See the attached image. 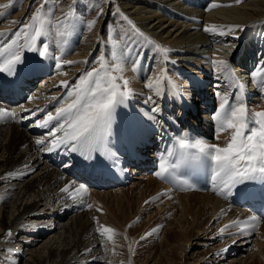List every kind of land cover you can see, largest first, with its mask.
<instances>
[{"label": "bare ground", "instance_id": "6f19581e", "mask_svg": "<svg viewBox=\"0 0 264 264\" xmlns=\"http://www.w3.org/2000/svg\"><path fill=\"white\" fill-rule=\"evenodd\" d=\"M30 1L33 0L27 2ZM103 1L106 6L108 3L114 5L108 15L114 9L123 16L129 15L130 20L146 31L144 33L150 40L169 51L164 53L152 45L143 58L148 61L151 57L150 63L146 62L145 65L138 61L139 64L134 65V62V66H130L131 63L126 61L129 52L124 48L121 54L116 52L115 44L125 39L127 34L119 31L118 42L108 44L101 56H95L96 48L100 44L102 46L105 40L104 30L110 26L105 25L95 31L91 45L84 46L85 52L82 49L84 53L73 54V58L69 55L72 41L71 45L60 44L55 53L52 51L54 47L50 46L52 49L49 48L47 58H40L43 70L34 71L38 63L37 53L24 47L21 51L24 63L17 65L16 74L10 76L0 72V77H5L0 80V107H12L16 114L11 120L0 122V264H133V252L125 244H121L123 237L118 228L129 229V224L144 219V225L135 227L138 236L145 233L146 228L158 231L152 234L153 238L144 235L146 242L142 245L146 246L138 245L141 250L137 251L143 253L144 249H148V244L159 241L160 257L164 258V264H264V222L253 237L231 235L233 229L230 227L221 233L220 230L225 225L249 213L227 201L220 191L222 185L218 178L214 180L218 194L174 191L156 174L145 172L128 186L132 185L130 189L106 186L105 183L101 190L94 183H89L90 188H87L73 175L75 168L82 163L81 159L85 158L83 155L65 147L52 152L44 150L54 138L49 135L50 131L55 132L57 137L63 135V132L56 131L60 122L53 121L47 128L37 126V121L43 120L48 112L55 114L58 107L71 103L76 98L75 95L68 96V93L76 83L77 74L89 70L91 62L96 61L95 58L100 62L103 57L109 75L116 77L117 84L122 85L121 77L128 80L132 95L125 104L115 109L106 148L95 152L92 159L107 161L112 152L113 157L120 162L122 157L118 153L124 148L128 149L130 142L147 146L159 139V147L166 148L169 140L162 141V138L173 127L177 129L170 133L174 137L177 131H191L200 140L225 146L231 139L232 130L217 133V124L212 119L220 104L226 101L228 109L243 102L250 114L264 111V104L258 103L260 98L257 96L259 94L264 100L261 83L255 82L251 87H245L247 75L244 76L245 74L239 73V69L233 67L236 63L249 69L248 74L253 72L255 77L261 79L257 70L254 71L253 60L258 58L259 61H264V52L257 47L264 42V0H241L240 3L236 0H202L212 1L211 5H221L212 8L208 5L209 10L194 7L201 0ZM9 2L13 0H0V48L11 40H19L13 36L15 27L8 26V14L15 8L14 4H18L13 3L7 9L2 7ZM186 3L189 5L184 8ZM181 7L184 10H179ZM63 9L66 10V7L58 13L63 12ZM13 13L12 20L20 24L24 20L22 15L25 14V8ZM49 13H46L49 18H46L45 24L47 33L50 31L47 25L53 20ZM3 19L6 20L3 22ZM73 21L74 29L83 28L84 18L81 15H76ZM117 25L116 23L114 27L117 28ZM234 25L243 26V30L237 29L228 34L229 27ZM211 26H215V32L204 30ZM77 32L74 37L79 35ZM222 32L226 34L221 35ZM47 38L46 34L40 36L36 41L37 45ZM27 42V38L23 36L19 44L23 46ZM232 47L237 49L232 50ZM53 57L60 59V68H57V59ZM205 57L209 58L206 70L213 69L215 74H198L196 67L189 64L197 66L199 63L187 61L198 59L200 62ZM236 57L239 61H236ZM245 58H249L251 64L241 63ZM224 59L230 61L228 65L234 73L227 77V85L221 82L223 74L218 76L220 73L212 63L214 60ZM63 61L77 63L65 64ZM85 62L90 64L82 70ZM98 67L101 68V64ZM13 78V83L19 81L27 90L25 98L18 102L13 97L14 102H11L10 92L5 89V85L11 84L10 80ZM157 79L162 81L159 95L155 85ZM61 81H67L68 87L62 85ZM150 82L154 83L152 89L147 87ZM237 94L242 99L237 100ZM249 100L250 104L251 101L255 102L254 105H249ZM156 106L160 111L153 113L151 110ZM150 116L155 119H149ZM217 135L219 139L216 138ZM38 139L45 140V144L37 145ZM156 148L147 146L142 155L150 154L154 157L157 155ZM173 148L174 146L166 154H159L160 165L167 166V160L172 165L181 160L183 150ZM145 162L152 163L151 160ZM130 170L140 172L134 167ZM244 186L233 189L232 194ZM65 187L68 188L67 192L62 191ZM89 204L92 205L91 208L87 207ZM165 225L167 227L161 236L158 233ZM99 226H107L115 231L102 237L97 231ZM8 230L12 232L11 237L6 235ZM108 235L112 238L108 239ZM250 242H254L250 255L240 257ZM211 245L215 246L210 248ZM201 247L205 250L201 251ZM255 252L258 254L254 255ZM153 254L145 256L151 259L150 262L138 254V264H145L141 259L155 264L152 262L159 258V254L156 259L151 257Z\"/></svg>", "mask_w": 264, "mask_h": 264}, {"label": "snow or ice", "instance_id": "6c2138e0", "mask_svg": "<svg viewBox=\"0 0 264 264\" xmlns=\"http://www.w3.org/2000/svg\"><path fill=\"white\" fill-rule=\"evenodd\" d=\"M240 3L241 0H236ZM221 5L213 4L212 7H220ZM2 7H8L3 5ZM43 5L38 8L31 17V22H26L13 35L19 38L25 36L27 38L26 45L21 46L18 39L11 40L0 48V72H5L12 76L16 74L17 65L24 63L21 51L27 47L29 51L37 53V66L34 71L43 70V61L41 57L47 58L49 49L47 45L41 44L37 46V39L44 35V25L47 21L43 15ZM75 19L74 12L69 10L63 19H57L58 37L69 35V30L74 27L73 20ZM127 21L131 29L140 36H144L127 16L123 17ZM96 21L89 22V28L94 26ZM243 30V26L234 25L229 27L230 34L234 30ZM205 31L215 32V26L206 27ZM225 35L226 33H220ZM145 39H148L145 37ZM237 39H239L237 37ZM149 43L167 53V48H162L155 41L149 39ZM7 53V55H5ZM57 59V68L62 66L60 59ZM101 68L92 69L81 75L78 83L73 87L68 96L75 95V99L71 103L58 107L55 114L48 112L43 120L37 121V126L47 128L53 121L60 122L56 131L63 132L62 136H55V132H49L54 138L49 142L50 146L46 151L52 152L61 147L68 148L72 152H79L85 159L91 160L95 152L106 148L107 138L111 134V124L113 115L117 106L125 104L132 95V89L128 86L129 81L123 79L122 85L117 84L116 77L109 75L106 71L107 65L103 57H101ZM65 64L77 63L76 61H63ZM216 71L223 74L225 77L232 76L233 70L228 65L227 61L214 60ZM118 67V66H117ZM122 70V69H121ZM103 73V75H102ZM166 78V77H165ZM162 83L160 79L155 81L156 92L161 94L159 85ZM264 84V80L261 81ZM61 84L68 87L67 81H61ZM149 89L154 87V83L147 84ZM55 99V98H54ZM151 100V97H149ZM225 103L220 104L219 110L214 114L212 119L217 124V133L227 129L232 130L231 139L225 146L219 144H210L203 140H189L182 138L178 141L179 148L182 151L181 160L177 164H161L160 171L156 173L157 177L167 178L172 170L180 167L181 163L196 167H210L213 172V179L220 180L222 185L220 191L224 195H231L233 189L238 186L246 185L250 182H260L264 184V111L249 113L246 105L241 102L235 107L226 109ZM24 111H30L24 109ZM153 113L159 112L158 106L151 110ZM35 113H33L34 115ZM15 112H11L3 107H0V117L8 116L15 117ZM149 119H155L150 116ZM219 139V135L216 137ZM37 145H44L45 140L38 139ZM189 149H195V152L189 153ZM169 155H172L170 153ZM77 189V192L81 191ZM215 190V189H214ZM62 191L67 192L65 187ZM147 203V201H146ZM91 208L92 205H87ZM259 224L257 217H249L243 221H234L229 225H225L220 231L223 233L226 228L236 227L240 233L251 235L255 231V227ZM241 225H250L249 228H242ZM163 227V226H160ZM97 231L103 237L106 234L114 233V229L107 226H99ZM158 229H153L146 236L152 235ZM7 237L12 236L11 230H8ZM112 236L108 235V239ZM146 237H141L145 239ZM226 250V249H225ZM222 253H217L220 255Z\"/></svg>", "mask_w": 264, "mask_h": 264}, {"label": "rangeland", "instance_id": "374dc122", "mask_svg": "<svg viewBox=\"0 0 264 264\" xmlns=\"http://www.w3.org/2000/svg\"><path fill=\"white\" fill-rule=\"evenodd\" d=\"M9 1H11V0H9ZM28 0H19V2L18 1H16L17 2V4L18 5H16V4H14L15 5V8L12 10V12H11V14L9 13L8 15H9V17H8V19L10 18V20H9V22H10V24H8V26H11V27H15L13 30L15 31V32H17L22 26H23V24L24 23H26V22H31V17H32V15L36 12V10L38 9V8H41V6L43 5L44 7H43V13L45 14H43L45 17V20H47V19H49L46 15V13H49V11H50V13H49V15H51L52 17H53V20H51V24H48L47 26H49V29H50V31L48 30V33H47V31H46V29H45V25H44V31H45V34L47 35V40L46 39H44L43 40V42H40V44L39 45H37V46H40L41 44H43V45H47L48 46V49L49 48H51L50 46H53L54 47V49H52V51L55 53L56 51H57V49H59V45L60 44H62V45H64V44H67V45H71V41H72V46H71V48H70V50H69V55H70V57L71 58H73V54L74 55H78V53H80V52H82V53H84L85 52V50H86V46H90L91 45V41L93 40L92 39V36L94 35V33H95V31L97 30V31H99L103 26H105V25H110L109 26V29L107 28L106 29V31L104 30V36H105V40L103 41V45L101 46V44H100V46H98L97 48H96V50H95V56H101L102 55V53H104L105 52V50H106V48H107V45L108 44H113L114 45V43H117L118 42V33L117 32H122V33H124L125 34V32L127 33L126 34V36H125V39L123 38L121 41L119 40V42L117 43V44H115L116 45V52L117 53H119V54H121L120 52L123 50V48L125 49V51H127V52H129L128 53V55H127V57H128V59L126 60V61H128V64H130V66L132 65V66H134V65H136V64H139V63H144L145 65H146V62H148V63H150L151 62V57H150V59H148V61L146 60V59H143V58H145L146 57V53H147V51H148V48H150V47H152V43H149V38H148V36H147V34H145L144 32H146V31H144V29H142V27L140 28V26H138V25H136L135 24V22H134V24L136 25V27L142 32V33H144L145 35L142 37V36H140V35H138L137 33H135L133 30L132 31H129V29L131 30V26L130 25H128V23L126 22V20H124L123 19V15H122V13H120V12H117L115 9H114V11H111V13L112 14H110V15H108V12H109V10H111L112 8H114V5H111V4H107V6H106V3H104V1L103 0H33V1H30L29 3L27 2ZM97 1V2H96ZM14 0H13V2H9L8 3V7L10 6H12V4L13 3H16ZM50 2V3H49ZM89 2V3H88ZM94 3V4H93ZM210 3V4H209ZM203 5V6H201V5ZM212 1H209V2H205V1H198V3H196V4H194V7H196V8H199V9H203V8H206L207 10H209V7H208V5H210L211 6V8H212ZM62 5V6H61ZM66 5V6H65ZM186 5H189V4H185V5H183V7L185 8L186 7ZM50 7H52L51 9H50ZM64 7H66V10L65 9H63V12H61L60 14L58 13V11H61L62 10V8H64ZM83 7V8H82ZM183 7H181L179 10H184L183 9ZM188 7H191V6H188ZM202 7V8H201ZM25 8V14H23L22 15V18H24V20L19 24L18 22H16V21H14V20H12V19H14V18H11V16L14 14L13 12H15L16 10L19 12V11H21V10H23ZM210 8V9H211ZM6 9H7V7H6ZM46 9H47V11H46ZM61 9V10H60ZM82 9H84V10H82ZM69 10H72L73 12H74V15H75V18H76V15H81L83 18H84V25H82L83 26V28L81 27V28H78V29H74V27L72 28V29H70V31H69V35H67V36H65V37H58L57 36V34H56V31H57V27H58V25H57V19H63V17H64V15L69 11ZM98 10V11H97ZM80 13V14H79ZM81 13H83V14H81ZM124 14V13H123ZM25 15V16H24ZM125 16H127L129 19H130V17H129V15H126L125 14ZM168 18H172V17H170V16H167ZM47 18V19H46ZM102 19V20H101ZM175 19H177V18H175ZM174 19V20H175ZM6 19H3V22L5 21ZM132 20V19H131ZM90 21H96V23H95V25L94 26H92L91 28H89V22ZM133 21V20H132ZM8 22V23H9ZM13 24H12V23ZM74 22L75 21H73V24H74ZM124 22V23H123ZM116 23L118 24L117 25V28H115L114 26H116ZM48 28V27H47ZM128 29V30H127ZM74 30L77 32V33H79V35H77V37H74L75 36V33H74ZM125 30V31H124ZM14 32V33H15ZM71 32V33H70ZM13 33V34H14ZM49 33H51V34H49ZM73 33V34H72ZM116 33V34H115ZM71 34V35H70ZM123 34V35H124ZM14 36V35H13ZM21 37L23 38V35L22 36H20L19 37V41L21 40ZM25 37V36H24ZM72 37V38H71ZM139 37V38H138ZM145 37H147L148 39H145ZM73 38H75V39H73ZM77 38V39H76ZM79 38V39H78ZM90 40H89V39ZM75 41H73V40ZM63 40V41H62ZM45 41V42H44ZM117 41V42H116ZM140 41V42H139ZM59 42V43H58ZM86 43V44H85ZM106 44V45H105ZM118 44L119 45H121V46H118ZM148 44H149V46H148ZM80 45V46H79ZM262 45V46H261ZM261 45L260 44H258V46L257 47H259V48H261V52H264V42H262L261 43ZM61 46V45H60ZM85 46V47H84ZM131 46V47H130ZM141 46V47H140ZM254 46V45H253ZM81 47V48H80ZM104 47V48H103ZM118 47V48H117ZM146 47V48H145ZM56 48V49H55ZM130 48V49H129ZM139 48V49H138ZM163 48V47H162ZM170 48V47H169ZM76 49V50H75ZM82 49H83V51H82ZM132 49V50H131ZM237 49V47H232V50H236ZM104 50V51H103ZM79 51V52H78ZM133 53H135V54H133ZM236 53V52H235ZM67 54V53H66ZM148 54V53H147ZM69 55H68V57H69ZM132 55V56H131ZM65 56H67V55H65ZM121 56V55H120ZM138 56V57H137ZM152 56H154V55H152ZM67 57V58H68ZM156 57V56H155ZM75 58H79V59H81V57H75ZM206 59H203V58H201V61L199 62V60L198 59H189V60H187V61H190V62H194V63H199L197 66L195 65H192V64H189V66H191V67H196L195 68V70H197V71H199V73L198 74H202V75H204L205 73L206 74H208V73H213V74H215V71H213V69H207L206 70V68H207V60H209V58L208 57H205ZM212 58H214V56L212 57ZM132 59V60H131ZM140 59V60H139ZM143 59V60H142ZM203 59V60H202ZM214 59H216V58H214ZM218 59V58H217ZM249 58H245L244 59V61L243 62H241V63H243L244 65H246L247 63H249V64H251V60H248ZM95 60L96 61H94V62H91V64L90 63H84L83 65H82V70L84 69V68H86V66L87 65H91L90 66V69L89 70H87V71H84V73H86V72H88V71H91L92 69H100V67H98V66H100V62H98V58L96 59L95 58ZM132 62H131V61ZM138 61H139V63H138ZM224 61H227V63L228 62H230V61H228V60H226V59H224ZM236 61H239V59H238V57H236ZM255 61V62H254ZM134 62H136L135 64H134ZM203 62L206 64H204L203 65ZM256 63V64H255ZM134 64V65H133ZM262 64H263V66H262ZM203 65V66H202ZM253 65H255V67H254V71L255 70H257L256 71V73L258 72L259 74H260V80H259V78L258 77H255L256 75L253 73V72H250L251 73V75L249 76V74H248V71H249V69H245V68H243L242 66H240V65H236V63H234L233 64V67L235 68V69H239V73H241V74H245L244 76H246L247 75V77L245 78V80H244V83H245V87H251L252 86V84L253 83H255V82H258V83H261V81L262 80H264V61L263 60H261V61H259L258 60V58L257 59H255V60H253ZM201 66V67H200ZM200 70H199V69ZM202 69H204V70H202ZM247 70V71H246ZM262 70V71H261ZM202 71V72H201ZM204 71V72H203ZM208 71V72H207ZM83 72H81V73H78L77 74V77H76V83L74 84V85H72V87H71V89H73V87L78 83V81H79V78L81 77V75L82 74H84ZM204 73V74H203ZM257 73V75H259ZM175 75V74H174ZM221 75V73L218 75V76H220ZM218 76H216L215 77V79H217L218 78ZM252 79V80H251ZM221 82H224V84H226L227 85V83H228V80H227V77H224V75H223V77H222V79H221ZM145 83V81L143 82V84ZM249 83V84H248ZM261 85L263 86V88H264V84H262L261 83ZM187 90L189 89V88H186ZM187 90H185V92L186 93H188V91ZM258 96V98H261V96L258 94L257 95ZM254 103L255 102H253V101H251V104L250 105H254ZM259 104L260 103H262V102H258ZM262 104H264V102L262 103ZM132 186V185H131ZM130 186V187H131ZM130 187H128V189H130ZM147 220V219H146ZM143 221H145V219L144 220H142L141 222H138V223H131V224H129V226L131 227V228H129V229H127V228H122L121 227V229L120 228H118L119 229V231H120V234L122 235V239H121V241H122V245L123 244H125V247H127V249H131L132 250V252H133V255H132V260H133V264H138V254H140L139 255V257H141L142 255V257L141 258H145L147 261H149L150 262V258H147V257H145L146 255H149V253H151V254H153L151 257H154L153 259H156L157 258V256H158V254H159V258L157 259V260H154L152 263H154L155 262V264H164V262H165V260H164V258L161 256L160 257V255H161V252H160V249H159V246H158V243H159V241H154V242H156V244L154 243V242H152L151 244H148L147 245V247H148V249L147 250H143L144 252L142 253L141 251H137V250H141V247H139L140 246V244L142 245V244H144V241L146 242V240L145 239H141V237H144V235H146L148 232H152V230L150 231V230H147V228H146V230H147V233H146V230L144 231L145 233H143V234H141L140 236H138V230L135 228V227H137V225L139 226L140 224L142 225H144L145 223L143 222ZM134 227V228H133ZM167 227V225H165L163 228L164 229H162L158 234H162L163 232H164V230H165V228ZM123 233H122V232ZM162 236V235H161ZM138 237V238H137ZM149 237H151V238H153L154 236L153 235H150ZM159 238V237H158ZM141 240V241H140ZM160 240V239H159ZM143 241V242H142ZM222 241V240H221ZM221 241H219V243H222ZM255 241V240H254ZM130 242V243H129ZM133 242V243H132ZM141 242V243H140ZM138 243V244H137ZM249 244V246H247V249L246 250H244L243 249V253L240 255V257H242V258H245L246 256H249L250 255V253H251V249L253 248V244H254V242L253 243H248ZM131 245V246H130ZM134 245V246H133ZM139 245V246H138ZM142 246H146V245H142ZM215 245H211L210 246V248H212V247H214ZM129 247V248H128ZM134 247V248H133ZM203 247V246H202ZM202 247L200 248V250L201 251H204L205 249H202ZM251 247V248H250ZM138 248V249H137ZM155 248V249H154ZM134 249V250H133ZM207 249V248H206ZM155 252H154V251ZM146 251V252H145ZM148 251H149V253H148ZM151 251V252H150ZM153 251V252H152ZM140 252V253H139ZM159 252V253H158ZM142 253V254H141ZM258 254V253H257ZM256 254V252L254 253V255H257ZM134 255H136V256H134ZM242 255H244V256H242ZM134 257V258H133ZM137 258V259H136ZM142 260V263L144 262L145 264H150V263H148V262H146V260H143V259H141ZM162 262V263H161Z\"/></svg>", "mask_w": 264, "mask_h": 264}]
</instances>
